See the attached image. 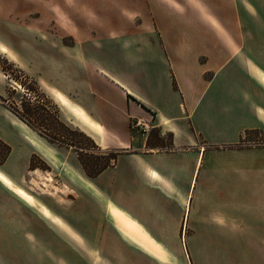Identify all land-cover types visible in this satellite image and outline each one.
I'll list each match as a JSON object with an SVG mask.
<instances>
[{"label": "crops", "instance_id": "obj_1", "mask_svg": "<svg viewBox=\"0 0 264 264\" xmlns=\"http://www.w3.org/2000/svg\"><path fill=\"white\" fill-rule=\"evenodd\" d=\"M81 2L70 0L68 3L77 6ZM141 3L153 5L146 11L151 21L158 19L157 14L175 20L164 12L169 13V9L178 12V7H184V13L197 15V21L204 19L202 28L167 32L175 42L185 39L190 51L199 53L192 62L180 57L172 62L167 48L141 45L138 47L141 58L137 62L127 60L126 63L122 53L120 65L115 69L105 64L92 71L87 65L93 47L86 44L82 59L73 58L79 64L74 66L73 75L83 76L88 91L96 96L78 103L98 123L103 122L108 128V137L109 133L114 134L112 137L125 149L98 175L74 179L72 192L67 194L68 202L61 200L64 189L59 187L56 191L52 189L53 193L42 192L52 200L55 210L37 200L35 206L29 205L0 183L3 192L14 197L23 214L21 219L16 216L14 223L58 228L57 240L64 250L66 242L76 246L72 229L75 227L71 223H78L82 218L89 220L94 211L101 210L106 228L98 242L103 247L91 249L100 263L121 264L130 253V244L163 246L173 242L167 238L168 230H178L179 234L183 230L190 244L246 246L254 261L264 264V144H249L264 142V29L250 28L249 39L241 40L246 31L233 28L231 17L226 19V0H141ZM228 5L243 22L246 14L243 5L233 0ZM253 5L259 14L264 12V2ZM112 30L103 48L121 44L126 50L131 43L136 41L140 45L143 37H149L146 32L123 23ZM202 54L206 55L205 61ZM159 74L168 75L165 88ZM74 112L94 130L95 137H100L99 124L78 109ZM153 114L155 125L171 134V143L165 148L153 149L158 145L148 144L147 133L138 143L125 139L129 118L147 121L152 120ZM2 118L25 133H34L0 102ZM7 129L0 121V140L13 144L15 149L13 133ZM104 140L105 146V134ZM240 142L244 145H238ZM22 151L24 159L12 161L9 157L7 161L14 163L16 171L21 166L28 168L35 150L24 146ZM23 174L9 178L24 188L21 186ZM41 206L49 210L50 216L44 215ZM65 230L72 232V242L71 237H65ZM144 233L149 241L144 240Z\"/></svg>", "mask_w": 264, "mask_h": 264}, {"label": "rangeland", "instance_id": "obj_2", "mask_svg": "<svg viewBox=\"0 0 264 264\" xmlns=\"http://www.w3.org/2000/svg\"><path fill=\"white\" fill-rule=\"evenodd\" d=\"M52 1L0 0V44H4L10 54L0 51V102L13 110H18L29 125L25 123L34 131L32 135L25 133L12 122L9 121L8 124L5 118L0 119L3 126L8 127L7 131L10 134V130L12 131L13 135H11L16 142L14 149L13 144H5L3 139L0 140V171L8 177L24 172L21 180V186L24 188L13 184L15 188L23 191L25 196L32 198L33 202L20 197L12 189L0 183L29 205L35 206L38 201L48 209L55 210L52 200L42 192L53 193L52 189L56 191L59 187L64 189V199L61 198V200L68 202L67 194L72 192L75 183L73 180L78 176L87 175L80 162V155L90 162V167L93 166V162L96 167H99L112 161L111 156L116 151L125 149L112 137L114 134L109 133L108 137V128L103 122H100L102 125L98 123L97 119L90 114L91 117L89 112L78 103L96 94L88 91L89 86L83 76L80 77L76 73L73 75L74 66L79 65L73 58L82 59L85 46L89 44L93 47V54L87 65L89 69L96 71L99 67H105V64L115 69L120 65L119 55L122 53L126 63L127 60L134 62L140 60L141 54L138 53V47L142 45L167 48L168 57L172 62H177L178 57L192 62L199 52L190 51L188 43L184 42L185 39L180 38L175 42V38L168 36V30L183 31L202 28L204 19L197 21V15H191L190 12L184 13V7H178L177 12L171 11L169 6L166 8L167 11L169 9V13H164L175 20H169L164 15L157 14L158 19L151 21L148 20L146 11L153 5L148 3L145 5L141 3V0H80L82 2L77 6L68 3L70 0ZM83 1H92V3ZM229 1L226 0V19L231 17L230 23L233 28L246 31V36L241 37V40L244 39L246 42L249 39L247 32L250 28L264 29V12L259 14L253 5L258 1L262 3L264 0H233L241 3L246 11V14L244 13L246 20L244 19L243 22L238 20L237 11L228 5ZM234 12L236 17L233 16ZM121 19L124 21L122 22ZM256 20H258L257 25ZM122 23L128 28L146 32V36L149 37H143L140 45L136 41L133 45L131 43L126 50L121 44L113 48L108 46L107 49L103 48L105 40L111 38L113 34L112 29ZM130 40L133 41L132 38ZM73 45L77 47L74 49ZM202 56V61H205L206 55L202 54ZM82 75H84L83 72ZM159 77L165 88L168 75L159 74ZM90 85L93 87V83ZM151 95L157 98L153 93ZM76 109L100 125L101 139L95 137L97 135L94 130L81 121L83 119L74 112ZM151 116L152 120H145L147 126L137 125V121L140 120L138 118H129V131L125 139L138 143L147 133V138L158 145L153 149L165 148L171 141V135L157 127L156 116L154 114ZM61 122L68 129L63 127ZM40 129L49 132L52 136L55 133H61L65 138L58 137L60 139L57 140L51 136L41 135ZM104 134L107 138L105 146L102 145L105 142ZM158 136L162 140L157 139ZM37 140L38 142H35ZM11 142L13 143L12 140ZM37 143H41L44 150L37 147ZM240 144L244 145L242 142ZM24 146L35 150L32 156L33 161L28 168L21 166L20 170L16 171L14 163L7 161L9 157L12 161L24 159L25 154L22 151ZM128 148L133 149V147ZM46 174L51 175L53 181L46 189H43L40 182ZM1 184L0 264H106V262L100 263L96 254L91 253L92 248L103 247L98 242L106 228L105 223L102 222L103 211H94V216L92 215L89 220L85 221L82 218L78 223H71L75 227L71 228L75 231L76 246L68 245L66 242L62 250L61 241L57 240L56 229L58 228L47 229L35 223L25 227L14 223V218L17 216L21 219L23 214L14 197L6 191L3 192L4 187ZM53 196L57 195L53 194ZM45 206H41L42 211L44 215L50 216ZM68 231L65 230L64 235L71 237L72 242V232ZM168 233V240L173 242L163 246L155 243L144 246L130 244V253L121 264H257L254 261V255L246 252V246L190 244L185 239L183 230L180 234L178 230H168ZM144 240H150L146 233H144Z\"/></svg>", "mask_w": 264, "mask_h": 264}, {"label": "trees", "instance_id": "obj_3", "mask_svg": "<svg viewBox=\"0 0 264 264\" xmlns=\"http://www.w3.org/2000/svg\"><path fill=\"white\" fill-rule=\"evenodd\" d=\"M9 108V107H8ZM11 111H13L18 117H20L24 122L25 119L22 117V115L20 114V112L18 110H13L11 108H9ZM59 118V117H58ZM57 120V119H56ZM59 121V120H58ZM27 123V122H26ZM62 123V122H61ZM29 125V123H27ZM63 127H66V125L64 123H62ZM67 128V127H66ZM68 129V128H67ZM52 131V130H51ZM41 133V135H46V136H51L52 138L54 139H57L59 140L60 138L58 137H62V138H65V136L61 133H55L54 136H52L51 134H49V132H46L44 130H41L39 131ZM61 132V131H60ZM83 135V134H82ZM171 135V134H170ZM84 137V136H83ZM86 137V136H85ZM83 139H86V138H83ZM157 139H161L160 136L157 137ZM171 143V141H170ZM241 143V142H240ZM238 144V145H241V144ZM148 144L149 145H155L150 139H148ZM69 145H73V144H69ZM8 148V151H9V146H7ZM120 153V151H116L112 156H111V160L110 162H107L103 165H100L99 167H96L95 165V162H93V166L90 167V162H88L87 160H85L83 157H81L80 155V162L83 166V169L85 170V173L90 176V177H94L96 175H98L100 172H102L105 168L109 167L110 165H112L114 163V161L116 160L118 154ZM32 161H33V158L31 160V164H32Z\"/></svg>", "mask_w": 264, "mask_h": 264}, {"label": "bare ground", "instance_id": "obj_4", "mask_svg": "<svg viewBox=\"0 0 264 264\" xmlns=\"http://www.w3.org/2000/svg\"><path fill=\"white\" fill-rule=\"evenodd\" d=\"M0 49L4 50V52H7L9 54V51L6 47H4L3 45L0 44ZM37 146L42 150H44L43 146L41 143H37ZM37 170H35L36 172ZM39 174V172H38ZM5 181H7V183H5ZM53 181V177L51 175L46 174L45 177L43 178V180L40 182V185L43 187V189H46L47 186L49 185L50 182ZM0 182L2 184H4L5 186L9 187L10 189H12L17 195L21 196L22 198L33 202V199L30 197L25 196V194L23 193V191H21L20 189L15 188L12 180L3 172L0 171Z\"/></svg>", "mask_w": 264, "mask_h": 264}, {"label": "built area", "instance_id": "obj_5", "mask_svg": "<svg viewBox=\"0 0 264 264\" xmlns=\"http://www.w3.org/2000/svg\"><path fill=\"white\" fill-rule=\"evenodd\" d=\"M137 125L147 126V123L145 122V120H141L140 119V120L137 121ZM249 144H253V145H263L264 142L258 141V142H252V143H249Z\"/></svg>", "mask_w": 264, "mask_h": 264}, {"label": "snow or ice", "instance_id": "obj_6", "mask_svg": "<svg viewBox=\"0 0 264 264\" xmlns=\"http://www.w3.org/2000/svg\"><path fill=\"white\" fill-rule=\"evenodd\" d=\"M5 183H7V181H5Z\"/></svg>", "mask_w": 264, "mask_h": 264}]
</instances>
